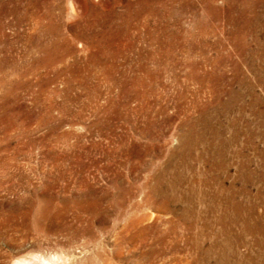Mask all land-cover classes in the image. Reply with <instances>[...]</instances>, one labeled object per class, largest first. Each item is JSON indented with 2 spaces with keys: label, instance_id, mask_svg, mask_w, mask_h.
Here are the masks:
<instances>
[{
  "label": "rangeland",
  "instance_id": "obj_1",
  "mask_svg": "<svg viewBox=\"0 0 264 264\" xmlns=\"http://www.w3.org/2000/svg\"><path fill=\"white\" fill-rule=\"evenodd\" d=\"M25 254L264 264V0H0V264Z\"/></svg>",
  "mask_w": 264,
  "mask_h": 264
},
{
  "label": "bare ground",
  "instance_id": "obj_2",
  "mask_svg": "<svg viewBox=\"0 0 264 264\" xmlns=\"http://www.w3.org/2000/svg\"><path fill=\"white\" fill-rule=\"evenodd\" d=\"M12 264H65V262H63L62 257L59 256L46 257L42 254H25L14 260Z\"/></svg>",
  "mask_w": 264,
  "mask_h": 264
}]
</instances>
